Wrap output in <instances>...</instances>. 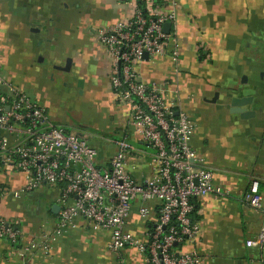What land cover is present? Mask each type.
<instances>
[{
	"label": "crops",
	"instance_id": "1",
	"mask_svg": "<svg viewBox=\"0 0 264 264\" xmlns=\"http://www.w3.org/2000/svg\"><path fill=\"white\" fill-rule=\"evenodd\" d=\"M177 3L167 32L179 51L177 71L169 57L144 59L137 66L142 81H155L175 96L192 124L190 145L212 170L213 182L227 193L194 201L192 221L199 234L193 249L200 264H264V248L247 247L263 223L260 211L242 195L257 179L264 203V0H158ZM131 0H0V74L6 94L20 90L43 107L52 122L75 130L96 148L98 166L115 151L112 140L131 145L126 169L138 182L153 176L151 150L130 123L128 107L117 99L109 79V59L96 39L97 29L131 12ZM69 61V69L64 67ZM231 97L248 98L252 114L230 112ZM26 182L19 171L0 170V216L18 221L19 254L1 244L0 264H115L106 248L109 233L81 217L56 233L61 207L56 187L14 196ZM56 205L57 210L51 211ZM159 202L136 199L125 230L144 240ZM147 207V217L139 215ZM53 236L46 254L27 248L32 237ZM10 252V253H8ZM129 264H146L130 246Z\"/></svg>",
	"mask_w": 264,
	"mask_h": 264
},
{
	"label": "built area",
	"instance_id": "2",
	"mask_svg": "<svg viewBox=\"0 0 264 264\" xmlns=\"http://www.w3.org/2000/svg\"><path fill=\"white\" fill-rule=\"evenodd\" d=\"M131 12L95 32L109 59L108 79L120 103L128 107L136 135L151 150L153 176L136 181L126 169L131 148L125 138L112 140L114 154L106 166H98L97 150L75 131L52 122L46 110L24 92L1 90L0 74V170L19 171L25 184L14 196L41 185L56 187L61 207L56 233L64 231L74 217L109 233L108 251L116 254L115 264H129L125 246L144 255L146 264H200L195 250L185 249L199 234L192 221L194 201L206 194L227 192L213 182L212 170L196 156L190 145L192 124L179 108L175 96H168L158 82L139 78L137 66L146 59L169 56L177 71L179 51L173 36L163 29L174 23L177 3L131 0ZM141 1V2H139ZM156 200L157 217L144 231V240L125 230L133 202ZM242 200L263 215V223L247 247L264 248V203L257 179H251ZM149 209H139L147 217ZM22 238L18 221L0 216L1 244L19 254ZM53 236L32 237L27 248L48 253ZM10 253V252H8Z\"/></svg>",
	"mask_w": 264,
	"mask_h": 264
},
{
	"label": "water",
	"instance_id": "3",
	"mask_svg": "<svg viewBox=\"0 0 264 264\" xmlns=\"http://www.w3.org/2000/svg\"><path fill=\"white\" fill-rule=\"evenodd\" d=\"M170 24L167 22L163 25V29L165 31H168ZM146 54H144V58H146ZM60 69L67 71L69 69V61L67 60V63L64 67H59ZM248 100V98H242V97H231L230 103H229V110L230 112H235L240 115L241 118H246L252 114L251 111H247L243 108V105ZM57 210V206L54 205L51 208L52 212H55Z\"/></svg>",
	"mask_w": 264,
	"mask_h": 264
},
{
	"label": "rangeland",
	"instance_id": "4",
	"mask_svg": "<svg viewBox=\"0 0 264 264\" xmlns=\"http://www.w3.org/2000/svg\"><path fill=\"white\" fill-rule=\"evenodd\" d=\"M69 115H71L72 124L69 126L68 130L76 132V130H75V126H76L75 114L71 111ZM6 247H8V246H6Z\"/></svg>",
	"mask_w": 264,
	"mask_h": 264
},
{
	"label": "trees",
	"instance_id": "5",
	"mask_svg": "<svg viewBox=\"0 0 264 264\" xmlns=\"http://www.w3.org/2000/svg\"><path fill=\"white\" fill-rule=\"evenodd\" d=\"M139 2H141V1H139Z\"/></svg>",
	"mask_w": 264,
	"mask_h": 264
}]
</instances>
